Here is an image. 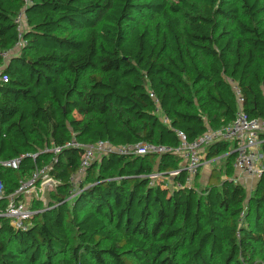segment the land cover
<instances>
[{
	"label": "trees",
	"instance_id": "obj_1",
	"mask_svg": "<svg viewBox=\"0 0 264 264\" xmlns=\"http://www.w3.org/2000/svg\"><path fill=\"white\" fill-rule=\"evenodd\" d=\"M0 66V162L20 158L0 164L5 194L47 164L57 180L27 229L0 217V264H264V172L248 188L235 143L216 142L207 160L222 165L203 191L200 172L176 187L187 172L175 152L178 130L193 140L235 119L234 83L248 117L264 119V0H0ZM73 138L171 151L108 153L74 185Z\"/></svg>",
	"mask_w": 264,
	"mask_h": 264
},
{
	"label": "built area",
	"instance_id": "obj_2",
	"mask_svg": "<svg viewBox=\"0 0 264 264\" xmlns=\"http://www.w3.org/2000/svg\"><path fill=\"white\" fill-rule=\"evenodd\" d=\"M24 13L20 12L16 18L19 29V40L16 43V49L20 50L27 41L23 38L24 31ZM12 51H5L2 57L9 59ZM0 66V83L8 81V76L3 73ZM234 90L238 100V111L235 119L228 125L219 129H208L202 135L193 140H189L183 131L178 130L177 134L181 139L180 145L175 152L183 158L184 168L187 172L185 182H177L176 187H185L194 185L195 178L200 172L202 165L209 163L207 160V147L216 142L229 141L235 143V160L233 166L235 171L243 178H251L257 181L264 172V154L262 152V142L264 141V119L249 118L243 108V97L237 83H234ZM153 98H156L154 92H150ZM168 122V119L165 118ZM66 147L82 148L80 170L73 179L74 185H77L83 178L86 169L92 162L108 153H118L122 155H146L150 153L161 154L171 151L162 145H156L149 142L140 141L134 144L112 145L108 141H98L91 144H81L75 138L68 141ZM62 151L61 146H46L43 153H53L55 155ZM36 157V155H34ZM214 161V160H213ZM4 167L19 169L20 158L9 161H1ZM50 165L37 167L28 177L19 181L18 187L9 195L5 194V187L0 181V202L5 199L6 206L3 208L0 204V217H6L14 229H27L30 225L29 219L37 212L31 208L34 199L40 200L44 205L48 204L47 194L54 190L57 180L50 176ZM180 169L170 172V177H176L180 174ZM240 176V177H241ZM151 184H156L158 179L164 175L154 172L150 176ZM256 183V182H255ZM255 185V184H254ZM76 188H74L75 191Z\"/></svg>",
	"mask_w": 264,
	"mask_h": 264
},
{
	"label": "rangeland",
	"instance_id": "obj_3",
	"mask_svg": "<svg viewBox=\"0 0 264 264\" xmlns=\"http://www.w3.org/2000/svg\"><path fill=\"white\" fill-rule=\"evenodd\" d=\"M222 162V161H221ZM221 162H215V161H213L212 162V164H210L209 166L211 167H213V166H216V165H218L219 164V166H221L222 164H221ZM204 165H202V167H203ZM208 169H209V167H207ZM199 179H198V181L195 183V185L197 186V188L199 189V191H203V189L207 186V181H206V177H207V174H205V176L203 177L200 173H199ZM219 176L221 177V178H223L224 177V175L222 174L221 175V173H219ZM238 180L239 181H241V182H243L246 186H248V188H252L253 186H254V184H255V180H253V179H251V182H247V178L245 179V178H243V177H239L238 178ZM48 197V196H47Z\"/></svg>",
	"mask_w": 264,
	"mask_h": 264
},
{
	"label": "crops",
	"instance_id": "obj_4",
	"mask_svg": "<svg viewBox=\"0 0 264 264\" xmlns=\"http://www.w3.org/2000/svg\"><path fill=\"white\" fill-rule=\"evenodd\" d=\"M221 162V161H223L221 158H219V160H215V162ZM212 162H213V160H211L209 163H206L203 167H201V169H200V174L204 177L205 176V174H207V177H206V181H207V184H208V182L210 181V179H211V173H212V170H213V167L211 166H209L210 164H212ZM221 164H222V162H221ZM219 165V164H218ZM207 167H209V169L207 168ZM241 175L239 174V173H237V172H235V177L236 178H239ZM200 177V176H199ZM224 177H226L225 175H224ZM242 177V176H241ZM245 179H246V177H244ZM199 179V178H198ZM170 182H172V180L170 179L169 180ZM198 181V180H197ZM247 182L249 183V182H251V178H247ZM255 182H257V181H255Z\"/></svg>",
	"mask_w": 264,
	"mask_h": 264
}]
</instances>
